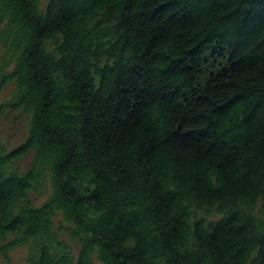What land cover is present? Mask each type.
Returning a JSON list of instances; mask_svg holds the SVG:
<instances>
[{
  "label": "trees",
  "instance_id": "1",
  "mask_svg": "<svg viewBox=\"0 0 264 264\" xmlns=\"http://www.w3.org/2000/svg\"><path fill=\"white\" fill-rule=\"evenodd\" d=\"M0 50V260L264 264V0H0Z\"/></svg>",
  "mask_w": 264,
  "mask_h": 264
},
{
  "label": "rangeland",
  "instance_id": "2",
  "mask_svg": "<svg viewBox=\"0 0 264 264\" xmlns=\"http://www.w3.org/2000/svg\"><path fill=\"white\" fill-rule=\"evenodd\" d=\"M217 54H209L207 57L208 65L205 70V75L209 72H214L220 68L222 60L221 56L214 59ZM1 57V50H0ZM13 86L9 85L2 89L0 93V103L9 100L13 93ZM29 132V115L23 111H8L0 117V137L8 149H13L20 146L27 138ZM33 161V153L25 157L20 163V169L26 171ZM34 197V196H33ZM47 198L42 197L40 202L43 203ZM1 264H29L28 248L22 247L12 251L7 259L0 260Z\"/></svg>",
  "mask_w": 264,
  "mask_h": 264
}]
</instances>
